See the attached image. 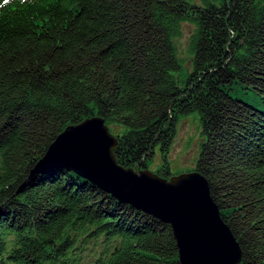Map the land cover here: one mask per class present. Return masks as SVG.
Wrapping results in <instances>:
<instances>
[{"label":"trees","instance_id":"16d2710c","mask_svg":"<svg viewBox=\"0 0 264 264\" xmlns=\"http://www.w3.org/2000/svg\"><path fill=\"white\" fill-rule=\"evenodd\" d=\"M191 113L194 169L241 264H264V0H0V264H181L170 224L73 169L30 174L66 127L99 115L118 126L121 165L147 169L159 144L168 177Z\"/></svg>","mask_w":264,"mask_h":264},{"label":"water","instance_id":"95a60500","mask_svg":"<svg viewBox=\"0 0 264 264\" xmlns=\"http://www.w3.org/2000/svg\"><path fill=\"white\" fill-rule=\"evenodd\" d=\"M118 138L97 115L66 127L32 169L30 178L61 165L119 200L171 225L181 264H241L242 249L220 216L206 177L198 170L171 178L127 168L116 158Z\"/></svg>","mask_w":264,"mask_h":264},{"label":"rangeland","instance_id":"374dc122","mask_svg":"<svg viewBox=\"0 0 264 264\" xmlns=\"http://www.w3.org/2000/svg\"><path fill=\"white\" fill-rule=\"evenodd\" d=\"M194 29V24L184 22L182 25V34L176 40L179 55L184 59L188 68L191 66V55L188 52V46ZM236 94L246 100H250V97L254 95L252 91L246 90H237ZM111 130L117 132L118 126H112ZM203 139L198 113L185 114L178 118L176 135L170 145L168 153V161L172 175L165 178H171L173 175L193 170L196 167ZM162 161V149L157 144L154 147V152L148 162L147 169L152 171L158 170Z\"/></svg>","mask_w":264,"mask_h":264},{"label":"flooded vegetation","instance_id":"af4514ba","mask_svg":"<svg viewBox=\"0 0 264 264\" xmlns=\"http://www.w3.org/2000/svg\"><path fill=\"white\" fill-rule=\"evenodd\" d=\"M191 171V170H190ZM187 172H189V171H187Z\"/></svg>","mask_w":264,"mask_h":264}]
</instances>
